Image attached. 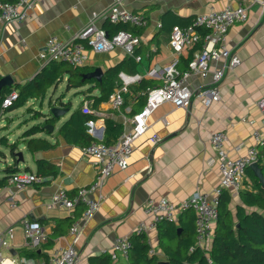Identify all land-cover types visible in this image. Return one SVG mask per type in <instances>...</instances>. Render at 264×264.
<instances>
[{
    "label": "crops",
    "instance_id": "0c3cea01",
    "mask_svg": "<svg viewBox=\"0 0 264 264\" xmlns=\"http://www.w3.org/2000/svg\"><path fill=\"white\" fill-rule=\"evenodd\" d=\"M30 1L32 7L21 8L26 10L27 16L23 21L0 22V76H11L13 87L33 80L49 62L56 61L40 57L50 36L57 35L64 40L72 38L91 21L94 12L98 14L95 19L98 26L105 28L110 23L107 11L112 0ZM121 4L147 16L146 26L137 28L129 25L140 30L138 34L142 42L136 49L140 59L127 54L121 47L105 52L88 49L89 58L84 65L86 72L101 68V82L94 79L95 82L69 88L68 74H65L61 82L48 89L45 100L36 101L40 106L33 104V109H28L30 112H22L25 129L24 126L16 131L12 129L19 121L13 116L14 112L25 106L5 113V118L3 113L0 116V136L6 131L8 144L16 142L18 147L15 152H23L24 161L15 165L18 171L37 174L38 160L53 164L57 171L56 175L31 183L22 190L9 185L8 180L0 186V235L4 234L9 241V246L2 249L0 264H46L54 249L66 247L74 241L70 227L83 215L85 205L77 204L72 210L51 206L52 196L60 189L66 190L69 196H75L81 187L90 186L95 181L98 170L83 147L65 140L59 129L74 112H83L84 106L96 111V114H91L96 117L87 129L94 141L107 143V120L120 124L123 130L130 129L132 124L127 119L142 110L147 100L145 96H139L141 80L149 81V87L161 85L162 72L175 57L169 45L174 26H187L196 16L212 9L244 6L249 13L245 22L234 24L227 34L226 45L239 55L241 63L234 70L227 71L222 79L220 100L206 105L201 91L212 84L211 77L192 74L188 79L193 92L190 106L179 107L168 101L160 104L149 116L146 131L135 139L128 166L115 169L93 193L99 207L82 223L76 237L79 264H91L92 257L111 254L117 238L133 236L139 224L149 222L150 217L145 212L149 198H167L180 203L197 192L214 197L220 182L218 168L208 164L215 156L211 143L214 131L226 132V147L233 158L244 155L254 146L255 129L264 131V113L257 106L264 97V10L251 0H121ZM199 30L202 33L205 31L204 28ZM201 46L197 43L177 55L181 71L188 69L190 60ZM129 58L136 63L135 72L121 71L115 78V87L124 81L122 75L139 74L141 79L129 84L123 106L115 110L109 98L100 102L97 100L102 96L98 84L103 82L109 68ZM219 65V62H213L211 68ZM65 85V90H62ZM72 92L74 94L70 98ZM50 98L61 99L63 103L57 100V105L67 107L69 111L58 120L52 132L43 129L34 135L48 140L51 145L32 153L22 134L34 125L47 124L44 117L35 114L39 111L46 113ZM250 120L253 122L250 123ZM153 137L158 141L155 142ZM5 146L0 149V179L8 176L6 166L15 162L10 146ZM258 149L260 152L263 150L261 147ZM252 183L246 175L241 190L252 188ZM240 191H229L232 196L229 208L233 213L238 205L246 207ZM186 215L187 212H184L178 216L179 220L182 218V224H190ZM36 221L43 226L47 240L32 248L25 235V224ZM145 234L152 252L160 261H167L161 249L158 228ZM27 251L35 253V256H25ZM111 259L114 264H129V260L122 256L117 261L112 256Z\"/></svg>",
    "mask_w": 264,
    "mask_h": 264
},
{
    "label": "built area",
    "instance_id": "2783aa9c",
    "mask_svg": "<svg viewBox=\"0 0 264 264\" xmlns=\"http://www.w3.org/2000/svg\"><path fill=\"white\" fill-rule=\"evenodd\" d=\"M264 10V0H251ZM33 3L30 0H18L17 2H7L0 0V22H20L26 16V10ZM98 14L93 13L91 21L70 39H61L57 35L48 38L44 50L40 57L47 61H67L73 66H83L89 56L88 49L94 52L110 51L116 47L123 48L127 54L137 55L136 49L140 46L142 38L129 29H121L114 34L98 26L95 19ZM107 16L112 24H128L132 27L141 28L147 25L148 19L142 11H132L121 4V0H112L107 11ZM248 9L244 6L237 8L226 7L223 10H214L199 14L193 22L187 26H174L170 33L169 45L175 57L164 68L161 78L162 84L154 87H147L139 91V95L146 97V104L131 118L130 129H124L115 143L108 144L101 141H92L83 147L85 154L91 156L97 167V177L90 186L81 187L75 196H69L66 190L60 189L53 194L51 206H58L67 210H72L77 204H84L83 215L76 219L70 227V233L75 236L74 241L66 247L54 249L46 264H79V254L75 246V240L80 233L82 223L90 218L98 209L99 201L93 196L103 182L115 171V169H125L129 163V157L133 149L135 139L141 136L147 129V120L152 112L164 102H172L179 107H189L192 100V88L188 79L192 74H198L202 78L211 77L208 88L201 91L202 101L210 105L221 98L220 83L227 71L234 70L240 63L239 55L226 45L227 34L230 28L239 22L248 19ZM204 28V33L199 29ZM201 43V49L195 53L189 62V67L185 71L178 68L177 55L187 47ZM213 62H219V66L212 67ZM124 81L115 87L109 95L111 106L116 110L120 109L125 102V94L129 91L131 82L140 81L139 74L123 76ZM18 97V91H13L8 95L2 104L6 107ZM257 106L264 113V97L261 98ZM83 112L96 114V111L88 106H84ZM2 110L0 112V116ZM253 121L250 120V123ZM254 146L239 157L233 158L229 155L226 142L228 136L222 130L214 131L211 135V143L215 150V156L208 162L209 166H216L220 172V182L215 188V196L211 197L207 193L197 192L192 196L174 203L167 198H149L145 204V212L150 217L149 222H142L135 230V234H145L156 229L163 220L178 221V216L187 211L195 214L196 246L208 249L214 235V229L218 219V199L223 191L238 192L243 189L246 169L252 163L258 162L259 147L264 148V131L255 129L253 131ZM153 140L158 141L153 137ZM43 177L29 172L18 171L8 179L9 185L22 190L31 183L42 182ZM1 188V187H0ZM16 204V203H14ZM12 229H9L11 234ZM25 235L28 244L32 248L40 246L47 240V234L39 222H27L25 224ZM131 236L126 235L116 239L111 256L117 261L120 256L129 259V251L132 247ZM9 246V241L4 234L0 235V262L3 258L2 249Z\"/></svg>",
    "mask_w": 264,
    "mask_h": 264
},
{
    "label": "trees",
    "instance_id": "16d2710c",
    "mask_svg": "<svg viewBox=\"0 0 264 264\" xmlns=\"http://www.w3.org/2000/svg\"><path fill=\"white\" fill-rule=\"evenodd\" d=\"M1 1L17 2L18 0ZM106 27L105 29L110 35L121 29H129L135 34L140 33V30L131 28L128 24H112L108 22ZM135 68L136 63L132 58L109 68L105 72L103 82L98 84L102 90V96L97 100L100 102L109 98L115 88V78L121 71L132 73L135 72ZM86 71L87 68L84 65L73 66L67 61L49 62L45 69L28 83L24 85L17 84L15 87L5 86L1 89L0 112L2 110V113L5 114L21 108L30 100H45L48 89L61 82L65 74H68L67 85L69 88L85 85L89 81L95 82L94 79H83L82 74L87 73ZM149 83V81L144 79L141 80L140 88L142 90L146 89L149 87ZM13 91H18V97L10 105L2 107L4 99ZM59 100L63 103L61 99ZM35 115L44 117L46 123L53 126L58 122L57 119L49 117V115L41 113V111L36 112ZM95 117L91 114L83 113L81 110L76 111L61 125L59 133L65 140L84 147L94 141L87 133V129L88 124ZM43 129H45L44 126L34 125L26 129L22 134L28 149L32 153H36L51 145L46 139L34 137L35 134ZM122 131L123 128L120 124L107 120V143L111 144L117 140ZM111 137L114 141H112ZM0 142L9 145L13 153L18 147L16 142L8 144L6 135L0 138ZM1 158L2 153L0 152V161ZM14 160H16V157ZM37 163V175L44 179L48 176L56 175L57 171L53 164L44 160H38ZM258 163L264 172V148L259 152ZM15 165L16 163L14 162L6 166L5 172L8 173V176L0 179V186L11 175L18 172V168ZM246 175L253 182L252 188L240 191L242 202L246 207L238 205L236 212L233 213L229 208L232 199L231 193L228 190L222 192L218 199V219L211 246L208 249H203L199 246L191 249L196 244L195 214L193 211H187L186 215L190 224L186 222L182 224V218L178 219V222L163 220L158 224L161 249L169 264H264V187H262L250 167L246 169ZM130 238L132 247L129 251V264H161L159 257L152 252L146 234H134ZM25 256H35V253L27 251ZM91 264L114 263L112 262L111 254L106 253L92 257Z\"/></svg>",
    "mask_w": 264,
    "mask_h": 264
},
{
    "label": "water",
    "instance_id": "95a60500",
    "mask_svg": "<svg viewBox=\"0 0 264 264\" xmlns=\"http://www.w3.org/2000/svg\"><path fill=\"white\" fill-rule=\"evenodd\" d=\"M102 76H103V70L99 67L91 72L82 74L83 79H97L99 82L102 81ZM13 83H14L13 78L11 76H3L0 79V92L3 87L12 86ZM57 100L59 101V99ZM57 100L51 98L48 99L47 102L48 107L46 114L49 115V117H53L57 120H60L69 111V108L67 107L63 108L62 106L57 105ZM44 128L49 132H52L54 130V126L49 123L45 124ZM13 154L16 157L15 160L16 164L19 165L21 162L24 161L23 152L18 151V152H14ZM250 168L254 171V174L261 183L262 187H264V172L261 165L258 162H255L250 165ZM160 263L169 264L168 261H161Z\"/></svg>",
    "mask_w": 264,
    "mask_h": 264
},
{
    "label": "rangeland",
    "instance_id": "374dc122",
    "mask_svg": "<svg viewBox=\"0 0 264 264\" xmlns=\"http://www.w3.org/2000/svg\"><path fill=\"white\" fill-rule=\"evenodd\" d=\"M65 88H66V85H65V87H63L62 88V90H65ZM72 94H74V92H72L71 93V96L69 95V97L71 98L72 97ZM60 95V94H59ZM33 104H36L35 106H37V104H38V106H40V104H39V102L38 103H36V100H31L30 102H29V104H26L25 105V107L22 109H19V110H16V112H14V114H13V116H15V119H18L19 121H17L18 123V125H16L15 127H13L12 129H13V131H16L19 127H22V126H24V124H22V123H24L23 122V119H25V118H22V115H23V113L22 112H25L26 111V114L28 113V112H30V111H28V109H30V108H32L33 107ZM34 106V107H35ZM35 108H37V107H35ZM38 109V108H37ZM3 117L5 118V114L3 115ZM21 117V118H20ZM21 119V120H20ZM25 127L26 126H24L23 128L25 129ZM2 132V130H1V127H0V133ZM5 133V134H4ZM2 136H4V135H6V131H3V134H1ZM2 136H0V138L2 137ZM1 147H2V150L6 147L5 146V144H2V142H0V149H1ZM24 168V167H23Z\"/></svg>",
    "mask_w": 264,
    "mask_h": 264
}]
</instances>
